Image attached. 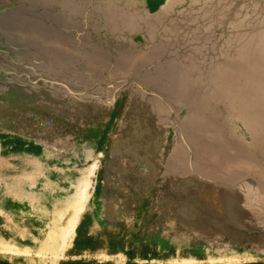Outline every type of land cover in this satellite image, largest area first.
I'll return each mask as SVG.
<instances>
[{
	"label": "rangeland",
	"instance_id": "1",
	"mask_svg": "<svg viewBox=\"0 0 264 264\" xmlns=\"http://www.w3.org/2000/svg\"><path fill=\"white\" fill-rule=\"evenodd\" d=\"M39 2L0 264H264V0Z\"/></svg>",
	"mask_w": 264,
	"mask_h": 264
},
{
	"label": "water",
	"instance_id": "2",
	"mask_svg": "<svg viewBox=\"0 0 264 264\" xmlns=\"http://www.w3.org/2000/svg\"><path fill=\"white\" fill-rule=\"evenodd\" d=\"M10 1L11 3L6 6L0 4V65H3L6 69L4 73L0 72V95L11 96L15 93L24 95L28 93L25 91L27 88H30V93L32 89L43 91L44 87L34 85L37 81H33L29 73L23 71L24 73L20 75L29 79V83H25L13 77L11 68L15 69L20 64L25 66L27 61L34 59V55L38 57L40 54L38 47L28 43L33 39L26 37V34H24L26 29L30 27L31 34L35 33V29H37V33L40 32L43 35L50 36L52 31L54 34L60 32L58 27L60 24H56V28L50 31L54 24L44 21L34 22V13L43 10L42 3L37 4L40 0Z\"/></svg>",
	"mask_w": 264,
	"mask_h": 264
},
{
	"label": "bare ground",
	"instance_id": "3",
	"mask_svg": "<svg viewBox=\"0 0 264 264\" xmlns=\"http://www.w3.org/2000/svg\"><path fill=\"white\" fill-rule=\"evenodd\" d=\"M219 130V129H218ZM222 132H224V130L222 131ZM223 134V133H222ZM226 135V134H225ZM223 136L224 135H222V138H223ZM226 137V136H225ZM214 138V137H213ZM190 141V140H189ZM193 142V141H192ZM194 143V142H193ZM203 143V142H202ZM196 144V143H195ZM204 144V143H203ZM231 144V143H230ZM222 146H224V145H222ZM228 146V145H227ZM227 149V148H226ZM81 194V193H80ZM84 196V195H83ZM81 200H82V198H81ZM80 200V201H81ZM77 205V204H76ZM80 205V204H79ZM78 206V205H77ZM70 220H72V218L70 219ZM74 220V219H73ZM74 222H75V220H74ZM72 224V221H70V223H69V225H71ZM73 225V224H72ZM69 232V231H68ZM68 234V233H67ZM65 236H66V234H65Z\"/></svg>",
	"mask_w": 264,
	"mask_h": 264
}]
</instances>
